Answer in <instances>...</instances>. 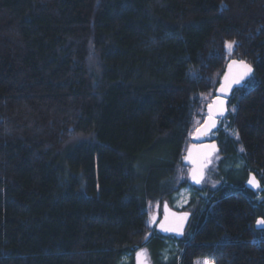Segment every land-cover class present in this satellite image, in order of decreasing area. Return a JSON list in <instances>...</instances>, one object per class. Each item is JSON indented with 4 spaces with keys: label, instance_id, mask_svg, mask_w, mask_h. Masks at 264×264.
Here are the masks:
<instances>
[{
    "label": "trees",
    "instance_id": "obj_1",
    "mask_svg": "<svg viewBox=\"0 0 264 264\" xmlns=\"http://www.w3.org/2000/svg\"><path fill=\"white\" fill-rule=\"evenodd\" d=\"M232 59L254 74L213 134L244 175L162 237L149 206L191 186L182 159ZM259 219L264 0H0V264H162L166 240L170 264H264Z\"/></svg>",
    "mask_w": 264,
    "mask_h": 264
},
{
    "label": "water",
    "instance_id": "obj_2",
    "mask_svg": "<svg viewBox=\"0 0 264 264\" xmlns=\"http://www.w3.org/2000/svg\"><path fill=\"white\" fill-rule=\"evenodd\" d=\"M232 61H237V62L243 61L245 64H247L248 66L251 67L252 71H251V72H250V73H249V74H248V75H247V76H246V77H245V78H244L239 84H232V86L227 90V92L222 93V92H220V88H221V86L225 83V81H224V76H225L226 74H228L229 77H230V79H231V78H232V77H233V76L239 71V63H237L236 65H233L231 72H229V67H228V66H229V64L232 63ZM253 74H254V69H253V67H252L249 63H247L246 60L232 59V60H230V61L227 63V65H226V67H225V70H224V73H223V75H222V78H221V80H220V84H219L218 88H217L216 91H215V96H214V98H213V99L211 100V102H210V103H213V101H214L217 97H219L220 99L224 100V101H225V104H224V108H225L224 115L221 116V117H219V118L217 119L216 127H215V128H212L210 132H208L207 134L203 135L199 140H197V139L194 138L195 135H196L195 132H194V134H193V136H192V138H191V143L188 145V147H187V149H186V152H185V155H184V157H183L182 162H183V164H184L185 166H187V167L189 168V170L193 167V165H192L191 163H189V162L185 159V157L188 155V150L191 149V148H193V146H196V147L199 149L200 153H201V157H202L201 162H203V160H204L205 158H206V160H207V165H206V167H205V179H206V175H207V169H208V168L210 167V165L212 164V159H213V158L215 157V155L218 154V152H219V150H218V146H217V143H216V142H207V140H208V138H209L210 136H212V134L217 130L220 121H221L223 118H225V117L227 116V114H228V102H229L230 97L232 96L233 91H234L235 89H239V88L244 87V85H245L248 81H250V79L252 78ZM210 103H209V104H210ZM209 104H208V105H209ZM207 111H208V106H207V108H206V116H207ZM205 119H206V118H205ZM205 119H204V121H205ZM204 121H203V123H202L199 127H203ZM213 146H214V147H213ZM250 176L255 177L253 174H249V176H248V180H247V182H246L245 185H246L247 189H249V190L255 192V191L257 190V188L260 187V183H259V181H258V180L256 179V177H255V181L258 182V186H257V187H252L251 185H249L248 181H249ZM205 179H204V181H205ZM188 180H189L190 185L193 186V187H196V188L200 187L201 184L204 182V181H202L201 184H195V183H193L192 180H191V178H190V173H189V171H188ZM165 205H166L167 208H168L169 221H170V222L173 220V218H172V216H171L172 213H175L176 216H178V217H179V216H183L184 214H187V215H186V219L184 220V223H183V228H182V233H183V234H182V235H181V234H178L176 231H172V230L164 231V230L160 227L161 223L164 222V217H165ZM190 219H191V213H189V212H181V211H177V210L173 209V208H172L167 202H164L163 205H162V207H161V217H160V220H158V213H156V214L153 216V218H152V220H154V222H151V223H150V227H151V228H154L155 231H156L159 235H161L162 237H172V238H174V239H176V240H182V239L184 238L185 234H186V229H187V226H188V223H189ZM259 220H262V219H259ZM257 221H258V220H257ZM256 227H257V228H262V229H264V225H258L257 222H256ZM140 250H144V252H145V257H142V259L144 260V264H151L150 261H149V258H148L147 251H146L145 249H140ZM140 250H138V251H140ZM138 251H137V252H138ZM137 252H136L135 255H134V264H137Z\"/></svg>",
    "mask_w": 264,
    "mask_h": 264
},
{
    "label": "snow or ice",
    "instance_id": "obj_3",
    "mask_svg": "<svg viewBox=\"0 0 264 264\" xmlns=\"http://www.w3.org/2000/svg\"><path fill=\"white\" fill-rule=\"evenodd\" d=\"M234 41L233 42H225V47L228 50H231L234 46ZM239 63V71L230 79L229 75L226 74L224 76V81L225 83L221 86L220 92L225 93L227 90L232 86V84H239L251 71V67L245 64L243 61L237 62V61H232L231 64H229V72H231L233 65H236ZM224 104L225 101L217 97L213 103H210L208 105V111H207V116L204 121L203 127H196L195 128V139L199 140L203 135L207 134L208 132L211 131L212 128L216 127L217 124V119L221 116L224 115ZM197 124H199V121H197ZM192 135V133H190ZM238 138V134H237ZM214 147V146H213ZM185 159L193 165V167L189 170L190 173V178L193 183L195 184H201L202 181L205 179V167L207 165V160L206 158L201 162L202 157L199 149L196 146H193V148L188 150V155L185 157ZM249 185L252 187H257L258 182L255 181V177L250 176ZM186 215L184 214L183 216H176L175 213H172L171 216L173 220L170 222L169 221V213H168V208L165 205V217H164V222L161 223L160 227L164 231H176L178 234H183L182 233V228H183V223L184 220L186 219ZM150 222H154V220H151ZM258 225H264V219L258 220L257 221ZM142 257H145V252L144 250H140L137 252V264H144V260ZM204 264H209L207 260L204 261Z\"/></svg>",
    "mask_w": 264,
    "mask_h": 264
},
{
    "label": "rangeland",
    "instance_id": "obj_4",
    "mask_svg": "<svg viewBox=\"0 0 264 264\" xmlns=\"http://www.w3.org/2000/svg\"><path fill=\"white\" fill-rule=\"evenodd\" d=\"M230 51L231 50H228V52ZM209 172H208L209 175L207 174L205 181L201 184L200 187H198L200 188L201 191H197L193 189L192 188L193 186H187L186 188L181 189L172 197L171 207H173L177 211H185L190 213L191 211L194 212L195 209L198 207L201 199H203V197H205V195L210 190H215L220 186L222 181L221 176L223 173H231V175L233 176L242 177V175H244V164L240 158L235 160H223L222 157L221 158L217 157L214 161L212 169L209 170ZM255 192H258L259 194L261 192L260 187H258ZM150 209L151 211L149 213V216L152 220L153 216L156 213H158L157 212L158 207L149 206V210ZM165 243H166V247L161 253L160 262L162 264H170L173 261H175V259L179 254L180 249L178 244L173 240H166ZM148 258L151 261L149 254H148ZM131 260H132V255L126 254L121 258L118 264H131ZM204 261L205 259H198L195 261V264H204ZM209 264L212 263L209 262Z\"/></svg>",
    "mask_w": 264,
    "mask_h": 264
},
{
    "label": "flooded vegetation",
    "instance_id": "obj_5",
    "mask_svg": "<svg viewBox=\"0 0 264 264\" xmlns=\"http://www.w3.org/2000/svg\"><path fill=\"white\" fill-rule=\"evenodd\" d=\"M213 136V137H212ZM212 136L211 137H209L208 138V140H207V142H216V140H215V135L214 134H212ZM217 143V142H216ZM217 155V154H216ZM216 155H215V157L212 159V164L210 165V167L207 169V173H208V171L210 170V168L213 166V164H214V161H215V159H216ZM207 176V175H206ZM173 208V207H172ZM174 209V208H173ZM181 212H185V211H181ZM190 213V212H189ZM192 215H193V212L191 211V218H192ZM160 217H161V212L160 213H158V220H160ZM186 235V234H185ZM150 261V260H149ZM150 263L152 264V262L150 261Z\"/></svg>",
    "mask_w": 264,
    "mask_h": 264
}]
</instances>
